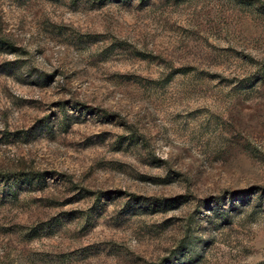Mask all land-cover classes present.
<instances>
[{
    "label": "rangeland",
    "instance_id": "374dc122",
    "mask_svg": "<svg viewBox=\"0 0 264 264\" xmlns=\"http://www.w3.org/2000/svg\"><path fill=\"white\" fill-rule=\"evenodd\" d=\"M0 264H264V0H0Z\"/></svg>",
    "mask_w": 264,
    "mask_h": 264
}]
</instances>
